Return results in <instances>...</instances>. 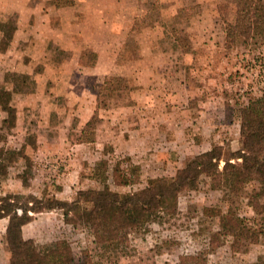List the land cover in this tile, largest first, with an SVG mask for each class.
<instances>
[{
    "label": "rangeland",
    "instance_id": "rangeland-1",
    "mask_svg": "<svg viewBox=\"0 0 264 264\" xmlns=\"http://www.w3.org/2000/svg\"><path fill=\"white\" fill-rule=\"evenodd\" d=\"M0 3L12 5V0H0ZM61 3L65 2L58 0V4ZM235 4L236 0H183V4L174 6V19L168 24L174 43L167 48L174 52V81H188L187 93L192 98L187 104L189 124L184 132H174V144L170 143L168 135H160V141L146 140L143 147L135 142L130 154L128 150H116L109 137L115 127L106 131L100 126L103 120L100 116L95 125L94 141L91 144L78 142L80 122L90 114V107L88 102L71 101L75 97L73 94L81 91L82 84L86 88L85 97L99 87L96 111L97 115H104L108 109L115 110L127 104L134 94L124 77L108 76L106 79L107 82L114 77L124 79L127 89L115 91L92 78L80 81L70 77L49 82L45 89L38 88L30 79L25 92L11 97V105L17 110L14 129L1 127L4 113L0 111V147L12 149L24 145V156L7 167V177L0 182V193H30L71 201L78 190L100 189L107 185L123 198L152 182H169L190 158L214 146L221 147L219 164L222 166L242 145L239 111L250 99L260 95L264 82V42L258 40L249 47L238 44L232 48L224 44V21L234 20ZM152 6L154 10L159 8L158 4ZM15 22L16 14L0 11V41L6 27ZM174 29L182 42L175 40ZM29 49L12 48V38L6 40L3 49L0 47V89H12L5 75L19 72L24 62L31 58ZM186 49H190L187 54ZM52 51L48 54L51 62H62L68 56L58 48ZM93 60L91 50H85L83 62L90 64ZM35 70L39 71L37 67ZM30 94L33 96L27 99ZM40 94L43 97L37 98ZM78 105L84 115L82 118L57 119L56 112H71ZM62 121L69 123L68 134L59 133L58 124ZM61 137L67 138L65 150L59 142ZM44 138H57L52 142L53 149L38 148L44 146ZM125 157L138 168L127 169ZM69 172L77 177L78 183L72 181ZM257 189L258 184L251 182L233 195L226 188L212 186L210 178L201 176L196 189L163 198L161 212L155 221L137 231L121 224L122 231L128 235L124 250L100 248L81 226L65 224L59 209L33 214L35 220L24 226L23 234L37 245L65 239L75 258L78 259L86 248L95 264H264L263 232L259 233L257 242H242L237 250L230 247L231 237H226L214 248L209 245L211 233L219 230V217L215 214L219 210L243 217L254 231L260 229V215L249 204ZM202 251H207L205 261L194 262L192 257ZM5 255L0 248V264H10Z\"/></svg>",
    "mask_w": 264,
    "mask_h": 264
},
{
    "label": "crops",
    "instance_id": "crops-1",
    "mask_svg": "<svg viewBox=\"0 0 264 264\" xmlns=\"http://www.w3.org/2000/svg\"><path fill=\"white\" fill-rule=\"evenodd\" d=\"M61 1L65 3L58 4V0H12V5L0 3L1 12L16 14L12 48H30L31 58L24 62L18 73L28 74L31 83L40 89H45L49 82L56 83L70 77L80 81L92 78L94 82L100 83H104L108 76L124 77L134 94L127 104L98 115L103 118L100 126L106 128V131L115 127L109 132L114 148L125 152L128 150L127 154H130L129 150L135 142L143 147L146 140L160 141V135H168L170 143L174 144V132H184L189 124L187 104L192 100L187 93L189 82L174 81V52L167 48L174 43L168 24L174 19V6L183 4V0ZM156 4L159 8H150ZM136 22L142 24L132 31ZM52 48H58L68 56L62 62H51L48 54L53 52ZM87 49L94 54L90 64L83 62L84 51ZM32 53L39 57L36 58ZM37 62L42 65H36ZM98 88L85 97L86 88L82 84L81 91L73 94L75 97L71 101L88 102L90 107V114L80 122V130L97 113ZM32 96L30 94L27 99ZM36 97L42 98L43 95ZM56 114L57 119H73L75 116L82 118L83 115L79 105L71 112ZM65 124L66 121L58 124L61 135L68 134L69 123ZM61 138L59 142L65 150L67 138ZM56 139L44 138V146L38 148L49 151L54 148L52 142ZM71 176L73 182H79L75 175ZM33 220L34 217L30 222ZM30 222L22 226L23 237V228ZM6 225L7 218H1L0 248L5 251L9 263Z\"/></svg>",
    "mask_w": 264,
    "mask_h": 264
},
{
    "label": "trees",
    "instance_id": "trees-1",
    "mask_svg": "<svg viewBox=\"0 0 264 264\" xmlns=\"http://www.w3.org/2000/svg\"><path fill=\"white\" fill-rule=\"evenodd\" d=\"M142 23H134L132 31ZM15 25L7 26L3 38L10 41ZM224 44L232 48L238 44L249 47L252 43L264 42V0H236L235 18L224 21ZM175 40L181 38L173 30ZM0 47L6 46V40ZM186 49L185 52H189ZM6 81L12 89H0V111L4 113L1 127L12 130L16 126L17 110L11 105L15 93L25 92L30 76L25 73L9 72ZM119 83H123L120 85ZM106 89L112 91L127 89L124 79L112 78L104 81ZM239 134L242 145L226 159L222 166L221 147L214 146L190 158L177 169L167 183L155 181L133 191L126 197L104 185L100 189L78 190L71 201L56 196H35L30 193H0V219L7 218L5 239L10 253V264H95L88 249L81 251L77 259L71 245L65 239H57L44 245H37L33 239H25L22 226L30 222L33 214L59 209L65 224L81 226L92 238V242L104 250H124L128 235L121 224L135 231L155 221L162 209V199L174 197L183 191L196 189L201 176L210 178L211 185L228 189L233 195L239 194L248 183L256 182L257 191L250 197L251 208L260 215V229L254 231L243 217L215 212L219 217V230L211 233L209 245L219 246L226 237H231V248L237 250L242 242H257L259 233H264V82L259 96L243 105L238 114ZM99 121L95 112L80 130V143L94 141L95 125ZM24 156V145L7 149L0 147V182L7 177V167ZM127 169H137L129 157H125ZM103 162L102 164H104ZM207 251L192 257L205 261Z\"/></svg>",
    "mask_w": 264,
    "mask_h": 264
}]
</instances>
